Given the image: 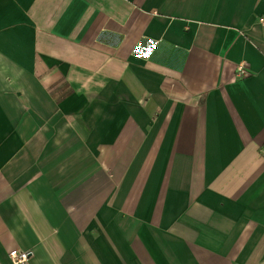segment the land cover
I'll list each match as a JSON object with an SVG mask.
<instances>
[{
  "label": "crops",
  "instance_id": "obj_1",
  "mask_svg": "<svg viewBox=\"0 0 264 264\" xmlns=\"http://www.w3.org/2000/svg\"><path fill=\"white\" fill-rule=\"evenodd\" d=\"M260 16L0 0V264H264Z\"/></svg>",
  "mask_w": 264,
  "mask_h": 264
},
{
  "label": "built area",
  "instance_id": "obj_2",
  "mask_svg": "<svg viewBox=\"0 0 264 264\" xmlns=\"http://www.w3.org/2000/svg\"><path fill=\"white\" fill-rule=\"evenodd\" d=\"M259 21L262 23L264 21V17L260 16ZM248 73L249 69H247L244 65H238L235 75L237 77H244ZM7 254L13 264H19L25 262L29 258L30 252L28 250L12 249Z\"/></svg>",
  "mask_w": 264,
  "mask_h": 264
}]
</instances>
